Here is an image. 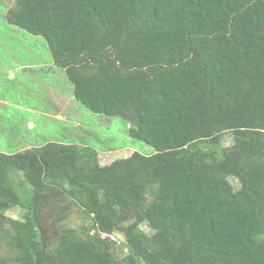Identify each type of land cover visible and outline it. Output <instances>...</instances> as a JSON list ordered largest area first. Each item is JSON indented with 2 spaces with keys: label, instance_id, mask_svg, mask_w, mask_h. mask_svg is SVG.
<instances>
[{
  "label": "trees",
  "instance_id": "1",
  "mask_svg": "<svg viewBox=\"0 0 264 264\" xmlns=\"http://www.w3.org/2000/svg\"><path fill=\"white\" fill-rule=\"evenodd\" d=\"M6 17L45 40L79 104L153 151L103 167L57 142L0 153V264H264V0H16ZM65 199L87 222L48 235Z\"/></svg>",
  "mask_w": 264,
  "mask_h": 264
},
{
  "label": "rangeland",
  "instance_id": "2",
  "mask_svg": "<svg viewBox=\"0 0 264 264\" xmlns=\"http://www.w3.org/2000/svg\"><path fill=\"white\" fill-rule=\"evenodd\" d=\"M15 5L16 0H0V153L24 152L57 142L93 149L102 167L133 152L150 154L153 150L149 146L129 136L131 120L92 113L75 100L72 84L54 63L45 40L7 20L8 12ZM233 150L232 135L222 134L218 151L229 153ZM227 179L234 190L238 189L236 178ZM154 190L155 186H151L146 191L145 202L151 200ZM62 205L69 209L62 224L58 222L53 228V219L42 221L48 235L66 227L79 229L87 222L71 200L65 199ZM5 217L4 229L14 233V225L16 227L22 217L21 210L7 211ZM132 223L134 219L128 222ZM139 227L146 234L152 233L146 223ZM113 236L117 257H125L128 250L123 237ZM0 257L8 260L15 257L1 236Z\"/></svg>",
  "mask_w": 264,
  "mask_h": 264
}]
</instances>
